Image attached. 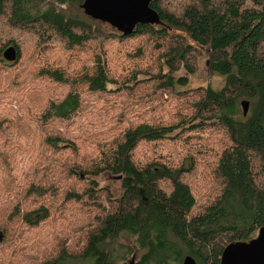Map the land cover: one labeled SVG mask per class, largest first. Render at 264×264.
<instances>
[{
    "label": "trees",
    "instance_id": "obj_1",
    "mask_svg": "<svg viewBox=\"0 0 264 264\" xmlns=\"http://www.w3.org/2000/svg\"><path fill=\"white\" fill-rule=\"evenodd\" d=\"M81 2L0 0V264H220L264 225V0H150L127 35Z\"/></svg>",
    "mask_w": 264,
    "mask_h": 264
},
{
    "label": "water",
    "instance_id": "obj_2",
    "mask_svg": "<svg viewBox=\"0 0 264 264\" xmlns=\"http://www.w3.org/2000/svg\"><path fill=\"white\" fill-rule=\"evenodd\" d=\"M80 8L85 15L108 23L119 32L127 35L138 23L159 24L157 12L150 6V0H83ZM2 56L7 61H14L16 50L7 47ZM242 113L249 110V101H241ZM2 234L0 233V241ZM182 264H196L195 259L186 255ZM220 264H264V225L255 237L247 241L228 243L221 254Z\"/></svg>",
    "mask_w": 264,
    "mask_h": 264
},
{
    "label": "rangeland",
    "instance_id": "obj_3",
    "mask_svg": "<svg viewBox=\"0 0 264 264\" xmlns=\"http://www.w3.org/2000/svg\"><path fill=\"white\" fill-rule=\"evenodd\" d=\"M72 12L78 13V15L84 14V12L80 8V6L72 8ZM85 16L89 17L87 15H85ZM89 18L91 20L97 21L98 23H96V24H98V25H104V26L109 25L108 23L93 19L92 17H89ZM201 56H202V60L200 62L199 70L191 78V85L196 86V85H207V84H209L215 88L221 86L222 82H223V78L217 74H210L208 71V68H207V64H206L207 63V57H206V55H204V53ZM164 98H166V96ZM165 103H168V99L165 100ZM12 105L14 108H17V103L15 102V100L12 101ZM99 181H100L101 185L108 186V187L115 189V193L120 192L119 182L115 181L113 178L104 179V178L100 177ZM122 241L124 242L125 245L127 244L130 246V249H127V250L133 252L132 254H130L128 256L127 260L128 261H134L135 257L139 254V249L137 247V243H135V241L133 239L126 238V237L123 238ZM183 257H182V259H183ZM182 259H181V263H182Z\"/></svg>",
    "mask_w": 264,
    "mask_h": 264
}]
</instances>
